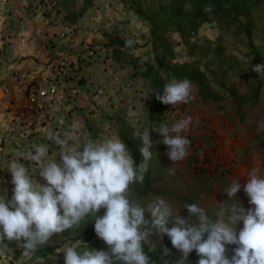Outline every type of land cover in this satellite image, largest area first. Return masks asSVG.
Listing matches in <instances>:
<instances>
[{
  "label": "rangeland",
  "instance_id": "obj_1",
  "mask_svg": "<svg viewBox=\"0 0 264 264\" xmlns=\"http://www.w3.org/2000/svg\"><path fill=\"white\" fill-rule=\"evenodd\" d=\"M142 1L0 0V73L13 70L26 60V56L12 52L20 40L36 37L42 40L40 47L45 52L44 57L34 59L33 71L37 76L47 73L46 60L57 47V43L52 45L49 40L57 38L60 44L64 40H81L80 45L77 44L82 50L79 54L88 47L98 50L96 58L88 64L79 54L73 64L80 90H86L77 97L85 95L88 101L84 102L89 103L82 105L77 98L57 114L69 128L67 133H71L69 137L61 135L67 139V144H53L48 139L56 134L53 127L44 128L30 142L27 152L48 144V155L43 163L53 159L59 163L60 152L80 149L89 139L98 141L100 136L92 134L97 121L113 135L120 133L119 139L128 140L141 157L139 149L143 142L137 134L150 129L153 131L150 133L153 158L149 161L147 179L130 185L128 196L132 202L146 205L156 197H163L174 212L169 226L179 216L189 227L198 224L195 217L188 218L184 206L189 203L204 207L213 223L221 209L253 207L248 203L243 185L250 172L264 177V141L256 140L249 128L250 116L254 113L249 106H252L257 84V96L260 93L264 96V80L251 70L256 64L264 63V0H240L243 11H239L234 21L229 10L215 7L211 12L204 11L206 15L198 21L196 31L183 27V22L180 28L164 22L163 26L159 25L157 42L167 44L168 49L157 50L159 60L154 59L148 23L134 13L132 6L141 5L144 10L154 4L160 14L157 21H163L179 7V2L148 0L142 5ZM170 3L173 4L166 8ZM185 5L191 4H184V10L188 19H194L196 8H185ZM245 28L250 31L251 44ZM127 40L133 41L130 47L125 46ZM238 57H244L247 62ZM172 76L187 77L194 85L192 99L175 108L155 99ZM186 117H191L193 133L187 136L191 144L185 159L174 163L166 155L167 146L157 143L162 137L155 129L162 123L171 124ZM261 127L264 128V119ZM201 150L202 158L198 155ZM8 158H5V166L13 161L21 164L27 161V174L33 181L40 185L46 183L39 176V165L23 157ZM236 180L241 190L235 198H228L223 191ZM12 189L7 167L0 170V196L5 194L10 199ZM104 211L100 209L96 217L103 216ZM96 217H85L79 224L53 235L27 256L22 255V249L17 248L15 242L7 248L0 247V264H64L63 253L68 247H75L78 252L106 250L104 242L92 231ZM145 218H149V213H145ZM241 227L242 222L236 225V231ZM143 246L154 264L152 255L160 264L165 261L177 264L183 259V254L172 247L170 240L156 232ZM226 247L230 258L235 245ZM165 248L167 255L163 254ZM197 260L193 251L184 259V264H197Z\"/></svg>",
  "mask_w": 264,
  "mask_h": 264
},
{
  "label": "clouds",
  "instance_id": "obj_2",
  "mask_svg": "<svg viewBox=\"0 0 264 264\" xmlns=\"http://www.w3.org/2000/svg\"><path fill=\"white\" fill-rule=\"evenodd\" d=\"M203 10L211 12L212 6L206 5ZM132 44V40L125 42L128 47ZM238 59L247 62L244 57ZM251 70L264 80V63L256 64ZM193 88L187 77L172 76L155 99L175 108L192 99ZM190 126L191 117H186L171 124L162 123L155 129L162 137L157 143L167 146L166 155L174 163L188 155ZM151 132L145 129L137 134L143 142L138 165L118 137L99 143L89 139L80 149L60 152L59 163L54 159L43 163L49 145L41 144L25 159L39 165L44 185L34 182L27 168L13 161L8 166L13 185L11 198L0 196V247L7 248L15 242L22 255H30L53 235L79 224L85 217H96L103 208V216L95 218L93 227L106 250L78 252L75 247H68L63 253L64 264H154L143 246L153 232L166 236L172 247L183 254L177 264H184L193 251L198 256L197 264H264V177L255 172L248 174L243 185L253 207L221 209L215 223L204 207L193 202L184 208L188 218L195 217L198 224L189 227L185 219L177 216L169 226L174 212L163 197H156L146 205L129 199L130 185L143 182L153 158ZM70 135L65 133L66 137ZM48 139L58 146L67 144V139L59 135ZM203 154V150L198 153L201 158ZM241 187L236 180L223 192L228 198H235ZM240 222L242 227L237 232L236 225ZM228 245H235L230 258L226 255ZM167 253L165 248L163 254Z\"/></svg>",
  "mask_w": 264,
  "mask_h": 264
},
{
  "label": "built area",
  "instance_id": "obj_3",
  "mask_svg": "<svg viewBox=\"0 0 264 264\" xmlns=\"http://www.w3.org/2000/svg\"><path fill=\"white\" fill-rule=\"evenodd\" d=\"M25 41L35 45L37 40ZM97 51L94 47L85 49L86 63L96 58ZM72 57L71 48L65 46L58 59L46 60V74L37 76L26 69L0 73V126L8 128L0 131V145H8L7 136L29 145L47 127H53L59 136L69 132L57 114L80 93L79 76L73 66L77 59Z\"/></svg>",
  "mask_w": 264,
  "mask_h": 264
},
{
  "label": "crops",
  "instance_id": "obj_4",
  "mask_svg": "<svg viewBox=\"0 0 264 264\" xmlns=\"http://www.w3.org/2000/svg\"><path fill=\"white\" fill-rule=\"evenodd\" d=\"M47 30L48 29H46L45 31L47 32ZM30 39H25V40H30ZM25 40H20L21 42L19 41V43L15 44L13 47L12 52L14 54H18V55L27 57L24 62L20 63V65L14 66L13 71H15V70L21 71L23 69H26V70L32 72L35 68L34 67V59H39V58L44 57L45 52L40 47V43L42 42V40H40V38H38V37H36V39L32 38V40H37L35 45H29ZM49 41L52 43V45H53V43L54 44L57 43L56 45L58 47V48L56 47L53 50V52L50 56L53 59L58 58V56L62 55V53L65 52V46H69L71 48V54H73L72 60L77 59L79 52L82 51V50H79L78 46H77V44H79L81 42V40H76V41L64 40V41H61V44L58 43L59 40L57 38H54L53 40H49ZM62 43H64V44L62 45ZM59 48H61V49H59ZM60 51H62L61 54H60ZM79 56H82V59H85L84 53L79 54ZM89 62H90V60L87 61V63L85 61L86 64H88ZM85 91L86 90H84V88H82V90H80L81 93H84ZM81 93H79V94H81ZM77 98H78V103H81L82 105L89 103V102L88 103L84 102V100L86 99L85 95H80ZM86 101H88V100L86 99ZM101 101H102L101 103H103V100H101ZM250 105H252V106H249V107H252L253 111H254L253 115L250 116L251 117L250 122H249L250 132L252 135H255L256 140H263L264 141V135H263L264 134V128L261 127V121H262V119H264V96H263V93H260L259 97L256 95V97L250 103ZM192 107H190V110H192ZM244 107H246V106H244ZM191 113H192V111L189 114H187V116L191 115ZM49 128L50 127H47V129H49ZM105 129H106V131H104ZM2 130L8 131L7 126H5V125L0 126V131H2ZM98 132H102V133H98ZM192 133H193V131L189 130V132L187 133V136L191 135ZM92 134L94 137H97L98 135L100 136V137H98V141L95 140V142H100V141L103 142V141L110 139V138H116V137L120 138L121 137L120 133H118V135H117V133H115L113 135L110 131H108V129L104 125L98 124L97 121L94 122V131ZM7 137L9 138L8 145L7 146L6 145H0V170L1 171L5 170V168L8 167V165L5 166V164H6L5 158L7 156H9L8 159L17 158V157L22 158L23 157L24 160H26L25 154L28 153L27 152L28 151L27 150L28 145L23 144V140H18V139L11 140L10 139V138H12L11 136H7ZM23 145H25V149L23 148ZM16 146L18 148H15ZM22 155H24V156H22ZM26 162L27 161H25V163H22V164L26 168H28L29 165L26 164Z\"/></svg>",
  "mask_w": 264,
  "mask_h": 264
},
{
  "label": "trees",
  "instance_id": "obj_5",
  "mask_svg": "<svg viewBox=\"0 0 264 264\" xmlns=\"http://www.w3.org/2000/svg\"><path fill=\"white\" fill-rule=\"evenodd\" d=\"M147 1L148 0H143L141 2V3H143L142 5L147 4L148 3ZM174 1L179 2V7L177 9H174L173 14L168 16V18L165 17V20H163V21H157V17H160V14H159V11H155L156 7L154 4L147 9L144 8V10L141 7V5L132 6L134 13L138 17H140L143 21H146L148 23V26L150 28V35H151V38L153 40L152 41L153 55H154V59H156V60H159V58H160V55L157 52L158 49H160V52H164L165 50L167 51V49H168L167 44H162L161 42H157L158 34L160 32L159 25L163 26L164 22H166V23L168 22V23L175 24V25H177L178 28H180L181 23L183 22L185 25L183 27L188 28V29L193 30V31H196L197 26H198V21L203 20L204 15H206V13H204V10L201 11V8L204 9V7L206 5H211L212 8L220 7L226 11L229 10L230 14L234 15V18L231 21H234L238 18L239 13H240L239 11H243V7H244L240 3V0H174ZM186 3L191 4V7L196 8V13H195L196 17L194 19H192V18L188 19V15L185 13L184 4H186ZM172 4L173 3L168 4L166 6V8H169V6ZM197 8H199V10H197ZM245 33H246V36H247V38L251 44V41H250L251 40V34H250V31L248 30V28H245ZM154 40H156V41H154ZM254 91H255L254 93H256V95H257V92L259 91V84H257L255 86ZM256 95H254V98L256 97ZM123 141L125 142V144L129 148L130 152L132 153L133 160L138 165L141 162V157L137 154V152L132 147V145L128 142V140L124 139ZM147 176H148V172H146L144 174L145 180L147 179ZM92 231L94 232V228ZM152 258L154 259L156 264H160V262L155 257H153V255H152Z\"/></svg>",
  "mask_w": 264,
  "mask_h": 264
}]
</instances>
